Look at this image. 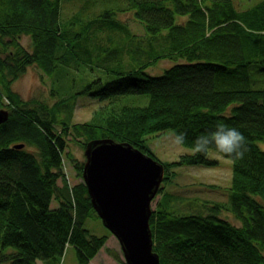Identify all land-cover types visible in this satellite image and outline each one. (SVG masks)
I'll return each mask as SVG.
<instances>
[{
	"label": "trees",
	"instance_id": "obj_1",
	"mask_svg": "<svg viewBox=\"0 0 264 264\" xmlns=\"http://www.w3.org/2000/svg\"><path fill=\"white\" fill-rule=\"evenodd\" d=\"M126 2L122 11H131L149 36L147 50L138 53L145 59L95 91L88 84L82 93L109 101L90 121L70 124L71 109L66 117L61 110L76 93L48 108L23 99L12 84L29 66L52 78L60 65L70 66L73 40L80 41L76 23L61 21V0H0V108L9 111L0 124V264H62L68 246L76 248L79 264H89L106 243L107 236L84 227L98 217L85 184L58 183L62 157L72 158L65 152L69 133L83 138L82 146L111 138L154 157L147 136L183 132L184 147L191 148L220 120L247 141L243 159L229 158L231 209L240 224L219 217L218 204L206 215L158 207L149 219L153 250L160 264H264V150L257 144L264 141V1L244 10L233 0ZM112 15L105 11L90 24L99 21V31L126 27ZM23 37L30 38L31 51L20 43ZM164 59L181 61L158 75L147 71ZM128 93L147 94L148 100L117 104ZM21 143L23 148L15 147ZM207 154H183L164 165L165 173L173 165L215 164ZM82 167L75 166L81 177Z\"/></svg>",
	"mask_w": 264,
	"mask_h": 264
},
{
	"label": "rangeland",
	"instance_id": "obj_2",
	"mask_svg": "<svg viewBox=\"0 0 264 264\" xmlns=\"http://www.w3.org/2000/svg\"><path fill=\"white\" fill-rule=\"evenodd\" d=\"M238 9L251 8L264 0H233ZM126 0H61V21L65 24L75 22V29L80 33V41L75 42V48L70 49V66L60 65L51 76L45 74L36 66H29L26 72L17 79L12 88L23 99H38L46 107H51L60 98L70 97L76 93L77 98L69 106L65 105L61 115H68L70 111V124L90 121L96 110L109 101L99 99L82 93L88 84L91 91H95L105 82L119 75L117 71L136 66L145 59L148 34L142 23L135 20L131 11H122ZM105 11H114L120 24L125 25L116 31L98 28L100 22L90 24ZM91 25V26H90ZM97 31H99L97 33ZM29 37H23L20 43L31 51ZM139 51V52H138ZM135 54V59L131 55ZM181 60H159L147 68L152 75L161 74L165 68ZM251 78L253 74L251 73ZM99 80V81H98ZM262 80V79H259ZM252 87H258L251 83ZM147 94L128 93L119 97L117 104L145 105ZM43 105V106H44ZM41 111V106L39 107ZM47 115V112H46ZM56 133L63 134L64 129L55 124ZM65 152L69 151L72 158L64 157L62 165V178L58 183L65 182L69 187L83 182L78 170V163L84 162L83 138L73 133L65 136ZM82 141V142H81ZM259 147L264 150V141H258ZM145 145L154 157L161 163L168 164L178 161L183 154H192L191 148L177 146L173 140V133L167 129L163 132L149 135L145 138ZM208 158L215 161L213 165H173L168 167L166 177L151 201V208L158 207L176 215L202 214L212 212L213 205H219L217 215L233 224L239 225L231 209L230 188L232 182V161L214 150H209ZM153 157V158H154ZM67 166V167H66ZM53 200L52 208L57 207ZM97 216V215H96ZM84 227L97 236H107L106 243L89 264H125V259L118 239L102 224L99 217L88 218ZM39 264H44L39 261ZM62 264H79L77 250L68 246L65 250Z\"/></svg>",
	"mask_w": 264,
	"mask_h": 264
},
{
	"label": "water",
	"instance_id": "obj_3",
	"mask_svg": "<svg viewBox=\"0 0 264 264\" xmlns=\"http://www.w3.org/2000/svg\"><path fill=\"white\" fill-rule=\"evenodd\" d=\"M8 117L9 111L0 108V124ZM84 157L82 179L91 206L118 239L125 264H160L149 219L151 201L165 176L164 164L128 142L111 138L87 142Z\"/></svg>",
	"mask_w": 264,
	"mask_h": 264
},
{
	"label": "clouds",
	"instance_id": "obj_4",
	"mask_svg": "<svg viewBox=\"0 0 264 264\" xmlns=\"http://www.w3.org/2000/svg\"><path fill=\"white\" fill-rule=\"evenodd\" d=\"M173 140L177 146H184L186 133L174 132ZM210 149L231 159H243L248 151L245 136L222 120L216 122L214 129L198 135L191 142L193 154H206Z\"/></svg>",
	"mask_w": 264,
	"mask_h": 264
},
{
	"label": "bare ground",
	"instance_id": "obj_5",
	"mask_svg": "<svg viewBox=\"0 0 264 264\" xmlns=\"http://www.w3.org/2000/svg\"><path fill=\"white\" fill-rule=\"evenodd\" d=\"M1 109H5V108H1ZM6 110H8V109H6ZM180 158V157H179ZM157 160V159H156ZM179 160V159H178ZM158 162H160L159 160H158ZM161 163V162H160Z\"/></svg>",
	"mask_w": 264,
	"mask_h": 264
},
{
	"label": "built area",
	"instance_id": "obj_6",
	"mask_svg": "<svg viewBox=\"0 0 264 264\" xmlns=\"http://www.w3.org/2000/svg\"><path fill=\"white\" fill-rule=\"evenodd\" d=\"M63 159H64V157H62V163H63ZM67 167V166H66Z\"/></svg>",
	"mask_w": 264,
	"mask_h": 264
},
{
	"label": "crops",
	"instance_id": "obj_7",
	"mask_svg": "<svg viewBox=\"0 0 264 264\" xmlns=\"http://www.w3.org/2000/svg\"><path fill=\"white\" fill-rule=\"evenodd\" d=\"M39 264V263H38Z\"/></svg>",
	"mask_w": 264,
	"mask_h": 264
}]
</instances>
